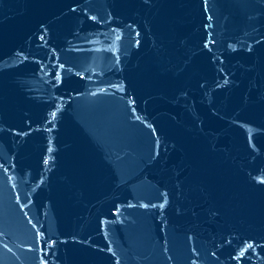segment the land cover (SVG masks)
I'll return each instance as SVG.
<instances>
[{
  "label": "water",
  "instance_id": "95a60500",
  "mask_svg": "<svg viewBox=\"0 0 264 264\" xmlns=\"http://www.w3.org/2000/svg\"><path fill=\"white\" fill-rule=\"evenodd\" d=\"M0 264H264V0H0Z\"/></svg>",
  "mask_w": 264,
  "mask_h": 264
}]
</instances>
